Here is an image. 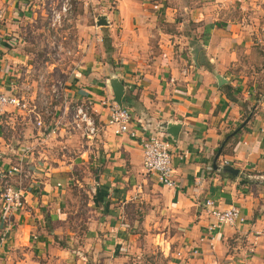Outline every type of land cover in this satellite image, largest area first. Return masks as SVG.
Listing matches in <instances>:
<instances>
[{
	"label": "crops",
	"instance_id": "crops-1",
	"mask_svg": "<svg viewBox=\"0 0 264 264\" xmlns=\"http://www.w3.org/2000/svg\"><path fill=\"white\" fill-rule=\"evenodd\" d=\"M57 2L0 0V92L22 75V65L26 72L35 68L33 56L20 51L22 25L41 19ZM83 8L88 12L79 15L75 66L63 74L59 98L90 102L98 131L87 140L70 138L60 122L63 111L54 134L34 137V119L30 135L22 131L17 145L0 133L4 172L18 163L29 169L25 177L14 175L26 183L24 207L8 214L0 209V264H40L46 258L57 225L66 219L65 194L74 177L89 180L94 205L96 192H106L98 218L105 228L96 237H103L99 248L108 254L100 255L118 256L122 241L133 236L127 230L134 210V222L147 226L151 218L163 231L166 250L177 244L179 257L169 264H264V237L255 233L264 226V180L256 178L264 175V99L255 101L254 84L241 71L244 52L264 32V0H91ZM99 16L107 24L97 25ZM115 79L123 85L122 105L137 134L146 126L170 140L175 187L145 171L139 136L108 124L101 100H113ZM252 108L250 120L239 127ZM6 112L0 122L11 119ZM168 124L178 126L175 135L167 132ZM235 130L217 159L239 169L228 176L213 169V159ZM54 135L58 139L51 141ZM30 147L39 155L29 153ZM6 150L15 163L5 164ZM232 205L245 221L217 224L211 211Z\"/></svg>",
	"mask_w": 264,
	"mask_h": 264
},
{
	"label": "rangeland",
	"instance_id": "rangeland-1",
	"mask_svg": "<svg viewBox=\"0 0 264 264\" xmlns=\"http://www.w3.org/2000/svg\"><path fill=\"white\" fill-rule=\"evenodd\" d=\"M72 2L73 5L70 13L56 26V30L50 27L48 19L50 10L48 12L44 11V16L36 22L24 23L22 25L21 36L25 38V43L20 51L33 56L35 68L26 72L27 68L22 65V75L15 77L12 81L17 84L18 88L15 92L19 95L24 92L21 89L24 84L28 83L31 87L33 86L29 98L24 97L28 101L29 106L35 105L41 112L44 109L51 111L48 117L45 114L42 115L47 126L56 123L57 117L61 114L63 115V111H65L66 119H61L60 121L62 127L70 138L76 137L79 141H83L87 140V137L81 136L76 129L72 128V114L76 101H72L71 103L68 99L65 101V98L58 97L63 92V74H72V69L75 66V59L77 57L75 51L77 50L78 39L82 37L77 33L79 15L85 10L88 12V8H83L84 3L81 0H72ZM97 11L98 9L95 12ZM262 23L264 26V22ZM262 33L264 32L260 30L259 34L255 35V43L251 46L252 48L244 52L245 54H243L241 59L243 64L241 71H244L249 76V80H252L250 84L252 86L254 84L255 94L263 100L264 35ZM59 44L62 45V48L71 51V53L66 54L63 50H59L57 48ZM40 73L44 74L45 78L42 84L43 93L36 91V79ZM52 86L57 88L56 92L52 91ZM43 99L45 103H43ZM6 114L10 115L13 121L5 116L3 121L0 122V133L6 140H10L14 146V144L17 145L16 142L24 139L23 136L19 138V134L22 135V131L28 134V136L30 135L27 130H30L29 122L33 121V118L31 117L32 115L29 118L27 114L30 113L27 110L17 111L16 108L12 107L8 108ZM45 116L46 118L50 117L47 123ZM23 118L26 120H23ZM25 121L28 123V126L23 123ZM36 128L38 131L35 130L33 132L31 130V132H33L34 137H39L43 131L38 127ZM35 132H39V134H35ZM65 132L63 134L66 135ZM51 138H53L52 140L50 139L51 141L57 140L58 135H54ZM35 148L30 147L28 151L32 155L36 154L38 156L39 154L36 152L37 148ZM5 152V164L15 163L14 156H11L12 153L8 150ZM0 166V179L3 181L6 174L4 173V166ZM10 182L18 185L20 188H23L26 184L24 180L16 179V176H13ZM88 182V179H81L80 177H74L72 180L69 191L65 194L66 204L63 210L66 213V219L57 225L58 234L54 235L52 247L49 249V253H46V258L40 261V264H70L73 262L75 264H169V260L174 263L172 259L179 257L176 254L179 249L177 248V244H169L166 250L165 247L167 245L161 234L163 231L153 227L154 224L151 218V221H146L147 226L134 222L139 214L134 210L130 211L131 218L129 224L131 225L129 226V230H127L133 236L122 241L119 248L121 251H119L118 256L111 257L110 254L104 255L108 254V252H103L99 248L101 244L100 240L103 237H96L98 228L101 230L105 228L102 225V220L99 219L98 221L99 216H102L103 207L92 203L91 196L93 193ZM172 250L174 254L171 256L169 252ZM100 252L104 254L100 255Z\"/></svg>",
	"mask_w": 264,
	"mask_h": 264
},
{
	"label": "built area",
	"instance_id": "built-area-1",
	"mask_svg": "<svg viewBox=\"0 0 264 264\" xmlns=\"http://www.w3.org/2000/svg\"><path fill=\"white\" fill-rule=\"evenodd\" d=\"M85 6L91 0H81ZM72 0H58V2L50 7L49 22L50 27L56 30L63 19L68 16L72 9ZM154 8L157 7L153 5ZM4 18V12L0 9V22ZM59 44L57 48L63 50L66 54L71 51L66 50ZM44 74L37 75L36 91L43 93ZM33 87V86H32ZM31 85L24 84L21 89L24 92L19 95L15 92L18 88L14 81H10L4 91L0 92V119L9 107H14L18 110H27L34 119L36 127L43 130V133L54 134L57 130L58 123L47 126L43 119V114L49 116L51 111L44 109L41 112L35 105L29 106L25 97L29 98L32 91ZM57 88L52 86V91L56 92ZM25 96V97H24ZM59 97V96H58ZM44 100V99H43ZM45 103V100L44 102ZM102 105L108 108V124L115 125L119 133H126L131 137L139 136V144L142 148V163L146 172L154 175L157 181L166 187H175V182L172 176V158H171V143L170 140L161 131H151L146 126H141V133L137 134V129L132 126L133 120L129 109L123 105L119 106L113 100L108 102L105 98L101 100ZM44 108V107H43ZM73 123L72 128L83 137L91 138L96 135L98 131L97 122L93 116V109L90 102L75 103L73 109ZM228 164L229 162H225ZM6 178L3 181V188L0 191V209L4 214L17 212L24 207L23 191L22 189L10 182L11 176L18 175L25 177L29 173V169L24 168L22 163L12 165L6 172ZM22 174V175H20ZM257 179L264 180V175H259ZM212 216L216 219L219 225L235 226L238 223H243L245 218L241 213V209L232 205L225 210H212ZM256 235L264 237V226L256 230ZM180 253H178L179 255Z\"/></svg>",
	"mask_w": 264,
	"mask_h": 264
},
{
	"label": "water",
	"instance_id": "water-1",
	"mask_svg": "<svg viewBox=\"0 0 264 264\" xmlns=\"http://www.w3.org/2000/svg\"><path fill=\"white\" fill-rule=\"evenodd\" d=\"M104 24H107V21L105 20L104 16H99L97 18V25H104ZM192 44L195 45L196 44V41L193 40L192 41ZM193 52H194V60L196 61V57H197V52H198V48L197 47H194L193 48ZM111 88H112V93H113V101L114 102H117V104L119 106L122 105V101H121V98H122V95H123V85L121 82H119V79H115V81H112L111 82ZM253 109H251V111L248 113V115L245 117L246 119L244 120V122L242 123V125H240L239 127H242L247 121L250 120V117L252 115V112H253ZM178 129V126H174L172 124H168L167 125V132L171 135H175L176 134V130ZM240 129V128H239ZM237 130L231 132L230 134H228L225 139L221 142L215 156H214V159H213V169L215 170H221L223 172H226V173H230V174H233V175H238L239 173V169H237L236 167L230 165V164H225V165H219L218 164V157L221 153V150L224 146V143L226 142V140L231 137ZM1 176V175H0Z\"/></svg>",
	"mask_w": 264,
	"mask_h": 264
},
{
	"label": "trees",
	"instance_id": "trees-1",
	"mask_svg": "<svg viewBox=\"0 0 264 264\" xmlns=\"http://www.w3.org/2000/svg\"><path fill=\"white\" fill-rule=\"evenodd\" d=\"M255 101H257V100H261V98L259 97V96H255ZM248 112H249V109H248ZM247 112V113H248ZM231 132H229L228 134H230ZM237 133V131L235 132V134ZM234 134V135H235ZM234 135H232V136H234ZM230 140V138L225 142V143H227L228 141ZM222 174H226V175H228V176H232V174H229V173H225V172H221ZM6 178V176L4 177V179ZM4 181V180H3ZM3 181H2V179H0V191H1V189L3 188ZM106 195V192L103 190V189H101L100 188V190H98L97 192H96V195L94 196V201H95V203H97V205H100V206H102V207H104V208H106V204L107 203H105L104 201H103V198H104V196ZM70 264H75V262H73V263H70ZM77 264V263H76Z\"/></svg>",
	"mask_w": 264,
	"mask_h": 264
}]
</instances>
